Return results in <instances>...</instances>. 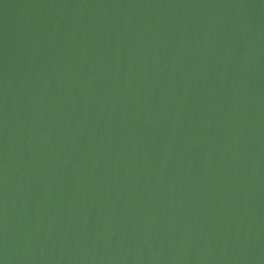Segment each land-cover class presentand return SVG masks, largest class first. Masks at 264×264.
I'll return each instance as SVG.
<instances>
[{
    "label": "water",
    "instance_id": "water-1",
    "mask_svg": "<svg viewBox=\"0 0 264 264\" xmlns=\"http://www.w3.org/2000/svg\"><path fill=\"white\" fill-rule=\"evenodd\" d=\"M0 264H264V0H0Z\"/></svg>",
    "mask_w": 264,
    "mask_h": 264
}]
</instances>
